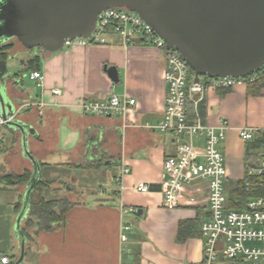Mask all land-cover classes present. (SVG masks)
I'll return each instance as SVG.
<instances>
[{"label":"crops","instance_id":"0c3cea01","mask_svg":"<svg viewBox=\"0 0 264 264\" xmlns=\"http://www.w3.org/2000/svg\"><path fill=\"white\" fill-rule=\"evenodd\" d=\"M16 53L20 54L15 57ZM10 59L3 79L16 117L35 128L29 147L41 164V181L50 183L45 197L48 191L59 190V197L72 203L61 226L30 229L23 264H202V224L210 217L206 181L184 186L175 208L163 204V164L176 154L177 142L174 135L155 128L167 93L161 51L141 43L126 47L119 36L109 35L103 44L53 53L15 44ZM110 66L117 68L119 81L110 77ZM33 71L43 74L44 87L31 78ZM27 76L33 89L25 84ZM54 89L62 94L54 95ZM113 94L137 103L125 116L107 117L81 114L67 106L86 97L108 101ZM33 102L37 104L28 105ZM41 102L46 105L40 107ZM199 112L209 124L218 125L221 118L229 122L219 145L229 191L243 180L246 165L255 158L252 142L243 140L239 130L264 127V87L255 94L246 86L210 91ZM9 129L7 147L0 135V163L12 173L28 170L32 177L33 164L22 153V136ZM262 152L263 147L254 153ZM98 163V168L90 167ZM125 166L130 172L124 175ZM58 167L68 171L62 178L54 171ZM140 183L149 190L137 191ZM27 184L0 186V255H8L12 264L20 257L21 238L15 226Z\"/></svg>","mask_w":264,"mask_h":264},{"label":"built area","instance_id":"2783aa9c","mask_svg":"<svg viewBox=\"0 0 264 264\" xmlns=\"http://www.w3.org/2000/svg\"><path fill=\"white\" fill-rule=\"evenodd\" d=\"M109 35L119 36L126 47L141 43L155 47L163 54L167 93L161 120L155 128L174 135L177 142L176 154L166 158L163 164V204L166 208H175L184 186L197 180L206 181L210 217L202 224V264H264V152L245 167L243 181L246 191L251 194L245 207H231L226 189L228 171L225 156L219 148L226 138L229 122L221 118L218 125H212L204 122L199 112L200 103L210 91L248 87L263 79L264 65L246 76H200V81L196 82L195 75L190 77V65L177 51L167 47L154 28L138 13L120 7L103 12L89 37L66 39L64 47L103 44ZM31 78L37 80L38 86L44 87V76L40 71H33ZM52 92L54 95L62 94L60 89ZM190 102L195 110L192 120L187 114ZM136 103L135 98L113 94L108 101L86 97L67 106L81 114L107 117L114 114L125 116ZM45 105L46 102L39 103L40 107ZM13 117L10 116L8 120ZM8 120L0 114V126H6ZM239 134L243 140L254 142L264 139V127H244ZM197 140L203 143L197 144ZM129 172L130 168L125 166L123 174ZM136 190L147 192L149 186L140 183ZM123 239L126 240V237L123 236ZM0 264H12L10 257L0 255Z\"/></svg>","mask_w":264,"mask_h":264},{"label":"water","instance_id":"95a60500","mask_svg":"<svg viewBox=\"0 0 264 264\" xmlns=\"http://www.w3.org/2000/svg\"><path fill=\"white\" fill-rule=\"evenodd\" d=\"M112 7L127 8L139 16L177 51L200 76H246L264 65V0H0V46L18 39L27 50L59 52L66 39L89 37L99 16ZM114 81L118 70L107 67ZM0 78V114L6 126L20 132L22 153L33 164L23 207L16 219L23 264L27 238L22 222L42 168L29 147L35 128L16 117V106ZM111 116V115H110Z\"/></svg>","mask_w":264,"mask_h":264},{"label":"trees","instance_id":"16d2710c","mask_svg":"<svg viewBox=\"0 0 264 264\" xmlns=\"http://www.w3.org/2000/svg\"><path fill=\"white\" fill-rule=\"evenodd\" d=\"M15 44L13 42H9L6 45L0 46V78L5 76L8 73V61L11 57V52ZM40 49V48H39ZM37 61L30 60V62ZM190 77L192 78L195 75V71L192 67H189ZM264 87V78L259 80L254 84H249L248 89H250L251 93H259V91ZM188 118L192 120L194 118L195 110L192 102L188 104L187 110ZM264 147V139L256 140L251 144V155H255V157L259 156L260 153L255 154V150ZM250 155V156H251ZM101 166V163L90 166L91 168H98ZM14 177V178H13ZM15 179V181H13ZM31 179V172L25 170L22 174H13L7 175L2 179L3 182H9L10 184H24L29 182ZM49 182L47 180L40 181L32 195L30 211L25 219L24 225L22 226V230L27 238V241L31 239L30 229L36 228L37 230L46 229L51 230L55 225L61 226L66 220V214L69 209L72 207V203L68 198H58L49 200L45 197V191L49 186ZM251 194L246 191L244 181H239L234 183L233 186L229 190V202L230 206L233 208H243ZM21 205L19 206V210ZM18 210V211H19Z\"/></svg>","mask_w":264,"mask_h":264},{"label":"rangeland","instance_id":"374dc122","mask_svg":"<svg viewBox=\"0 0 264 264\" xmlns=\"http://www.w3.org/2000/svg\"><path fill=\"white\" fill-rule=\"evenodd\" d=\"M11 42H13L14 44H18V45H20V46H22V47H24L22 44H21V42L18 40V39H13V40H11ZM36 49V48H35ZM37 49H39V48H37ZM17 54L19 55L20 53H16V55H15V57H17ZM12 59H10V61H11ZM12 62V61H11ZM11 62H10V64H9V68L12 70L13 68H12V66H11ZM25 84L26 85H30V87H32V89H33V87H35V85L30 81V79H29V77L27 76L26 78H25ZM0 135L3 137V139H4V147H7V145L10 143V138H11V136H12V132H11V130L9 129V127L8 126H0ZM249 142H252V141H249ZM197 144H199V142H198V140H197ZM264 148V147H263ZM0 154H1V151H0ZM11 154H14V153H12L11 152ZM9 156V158L8 159H10V160H12L13 159V157H11V156H14V155H8ZM8 161V160H7ZM1 162V161H0ZM57 174V177H60V178H62V172L63 173H68V171L66 170V169H62V168H60V167H58V168H55V170H54ZM13 174H22V173H12V172H9V171H7V169H4V167L2 166V164L0 163V186H17V185H21V184H10L9 182H11L10 180H8L9 182H3L2 181V179L4 178V177H6L7 175H13ZM14 178V177H13ZM13 181H15V179H13ZM24 184H26V183H24ZM23 185V184H22ZM59 190H55V192H53L52 190L51 191H48L47 193H46V198L47 199H56L57 197H59ZM60 198V197H59Z\"/></svg>","mask_w":264,"mask_h":264}]
</instances>
